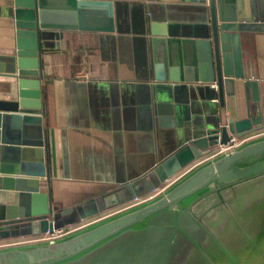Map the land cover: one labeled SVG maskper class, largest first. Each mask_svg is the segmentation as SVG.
Segmentation results:
<instances>
[{
  "label": "water",
  "instance_id": "1",
  "mask_svg": "<svg viewBox=\"0 0 264 264\" xmlns=\"http://www.w3.org/2000/svg\"><path fill=\"white\" fill-rule=\"evenodd\" d=\"M143 30L153 80L197 83L211 106L202 138L177 147L147 174L149 190L190 171L160 195L60 239L0 249V264H233L264 244V136L202 160L231 136L264 130L258 81L244 73V32H264V0H181L202 11L204 35H172L152 18ZM123 0H0L7 38L0 76L15 96L0 99V237L52 233L75 206L61 209L49 191L42 127L39 59L63 31L115 30ZM210 84H214L212 87ZM246 100L244 109L235 106ZM249 101L253 104L250 105ZM231 103L233 107L231 108ZM151 188V189H150ZM104 192L85 217L110 205ZM79 206V205H77Z\"/></svg>",
  "mask_w": 264,
  "mask_h": 264
},
{
  "label": "crops",
  "instance_id": "2",
  "mask_svg": "<svg viewBox=\"0 0 264 264\" xmlns=\"http://www.w3.org/2000/svg\"><path fill=\"white\" fill-rule=\"evenodd\" d=\"M123 1L114 11L113 32L65 30L56 47L40 53L47 170L42 191H49L64 210L71 205L85 206L83 201L103 192L107 204L115 202L90 218L70 224L64 229L66 235L129 209L135 198L141 201L150 196L148 172L187 140L205 136L212 123L211 106L195 92L196 82H157L150 78L151 61L140 36L149 17L148 2ZM150 10L153 20L172 35H204L198 25L202 11L190 1H154ZM241 36L244 73L258 81L264 111V32H244ZM6 44L0 24V53L7 51ZM13 81L0 76V99L15 96ZM245 105L243 97L235 102L239 111ZM263 131L251 133L257 134L252 139L263 137L264 133L259 134ZM187 173L173 179L177 181ZM30 239L33 237L0 245L34 244L25 242ZM233 264H264V244Z\"/></svg>",
  "mask_w": 264,
  "mask_h": 264
},
{
  "label": "built area",
  "instance_id": "3",
  "mask_svg": "<svg viewBox=\"0 0 264 264\" xmlns=\"http://www.w3.org/2000/svg\"><path fill=\"white\" fill-rule=\"evenodd\" d=\"M210 85L212 87H214V84H210ZM263 133H264V131L259 133V134H263ZM255 136H257V134L256 135L255 134H247L246 136H241V137L231 136L225 144H219L213 150V152L209 154L207 159L209 160V158H212V157H215L217 155L224 154V153H228V151H231V150H235V149L239 148L240 146L244 145L245 143H247V141L252 140V138H254ZM190 169H191V167L186 171H190ZM175 180L176 179L172 178L171 180L165 181L161 187L154 188L152 190V194L144 200L139 201L137 198H135L134 203L129 205L128 208H132L134 206H137L141 203H144V202L160 195L163 191L167 190L173 184V182ZM67 233H68V231H65L64 229H57V230H54L52 233H49L48 231H46L45 233L34 236L33 239L26 240L25 242H28V243L48 242L51 240L60 239L64 236H66ZM2 246L0 245V247H2Z\"/></svg>",
  "mask_w": 264,
  "mask_h": 264
},
{
  "label": "rangeland",
  "instance_id": "4",
  "mask_svg": "<svg viewBox=\"0 0 264 264\" xmlns=\"http://www.w3.org/2000/svg\"><path fill=\"white\" fill-rule=\"evenodd\" d=\"M153 182L155 183V186H157V187L162 186L160 183H157L156 181H153ZM75 199L73 198L72 200L74 201ZM66 204H70V203L66 202ZM90 210H91V208L89 207V204L85 205V206H80V205L75 206V208L72 209L71 212L67 216L62 218V220L59 219L56 222L55 228L58 229L59 227H61L62 229H67L70 226V224H72L73 222H79L80 218L86 216ZM90 217L91 216H89L88 218H90ZM4 235H5L4 237H0V242H8V241L19 240L21 238L34 237V236H30L28 234H23V235L17 234V232L15 230L11 236H8V234H6V233H4Z\"/></svg>",
  "mask_w": 264,
  "mask_h": 264
}]
</instances>
